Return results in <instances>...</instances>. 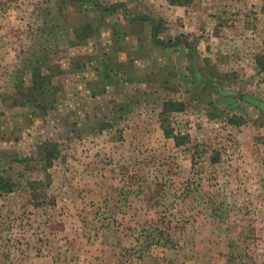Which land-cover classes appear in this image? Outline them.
Instances as JSON below:
<instances>
[{"label": "rangeland", "instance_id": "obj_1", "mask_svg": "<svg viewBox=\"0 0 264 264\" xmlns=\"http://www.w3.org/2000/svg\"><path fill=\"white\" fill-rule=\"evenodd\" d=\"M101 1L175 43L134 69L156 71L146 105L119 86L94 101L111 47L130 59L126 25L89 1L0 0V264H264V0ZM158 97L185 103L165 124L191 143L164 135Z\"/></svg>", "mask_w": 264, "mask_h": 264}, {"label": "crops", "instance_id": "obj_2", "mask_svg": "<svg viewBox=\"0 0 264 264\" xmlns=\"http://www.w3.org/2000/svg\"><path fill=\"white\" fill-rule=\"evenodd\" d=\"M115 16L117 19L112 20ZM115 16H107V17H104L103 19L100 18L99 20L101 23L106 24L108 27L111 25V23L115 24V22H116V25L118 26L126 25L128 27L124 31V33H121V36L118 37V39L115 42V45L120 43L121 48H123L124 47L123 42L130 41L129 49L131 51V56L128 61L124 62L118 54L113 53V49L111 47L109 51L110 53H107L108 56L106 57L109 59H106L105 63L102 64L103 68L100 69L101 71L100 70L98 71L99 72L98 78L99 76H102V81L99 82L98 79L95 81V85L97 87L94 89V101L100 100V97L107 95L109 98V104H115L116 97L114 96V91L112 89L113 87L119 86L118 89H120V91H122L123 93V94L120 93L121 97L126 99V97L128 96L127 91L131 90L134 92L131 95V97L134 100H136L139 97L142 101L141 106L146 105L147 102L149 101L151 102L154 97L155 91L152 90L151 87H148V85L152 86V84L155 83L154 74H156L155 73L156 71L155 69L151 68L150 70H147L145 74L141 73L142 76H138L134 73L135 72L134 69L137 68L142 63V61H145L147 64L157 63L156 55H154L155 52H152V49H154V51L157 48L169 49V48H172V46H164V45L161 46L153 42L152 31L150 27L151 20H148L147 22H145L144 28H141L140 26L136 28V25L134 22H138L137 19L133 23H128V20L125 19V16L122 15V13H117ZM119 16H121V18H119ZM100 26L101 25L98 24L97 27L95 28V25H93L94 33H95V30H98V31L100 30L99 29ZM159 37L164 39V36L161 34H159ZM146 42L149 43L148 46L144 45V43ZM112 44L113 43H111V46ZM177 47H179V50L181 49L184 53L188 54L189 49H187L186 47H181L179 45L176 46V48ZM121 51L124 53V48ZM78 53L80 52L78 51ZM100 72H102L101 75H100ZM144 84H146L145 85L146 89L145 91L141 93L140 86ZM157 99L159 100L162 99L160 103L161 110H162L163 103L168 98L165 99V97L164 98L158 97ZM169 99H173V98H169ZM136 102L137 101H135V103Z\"/></svg>", "mask_w": 264, "mask_h": 264}, {"label": "trees", "instance_id": "obj_3", "mask_svg": "<svg viewBox=\"0 0 264 264\" xmlns=\"http://www.w3.org/2000/svg\"><path fill=\"white\" fill-rule=\"evenodd\" d=\"M71 1L73 3H77L80 1L81 2L89 1V3H92L93 4L92 6L94 7V8H92V7L91 8L94 11H96L97 13H100V15L103 18L107 17V16H115L117 13H122V15L125 16V19L128 20V23H133L137 19L138 22H134L136 25V28L139 26L141 28H144L145 22H147L148 20H151L150 27H151V31H152L153 42H155L156 44L161 45V46H163V45L164 46L175 45V43H173L171 45L170 44L171 41L164 40V39H161L159 37L161 27H162V21H163L162 18L154 17L151 15H144L142 13H131L130 8L126 2H112V3H109L106 5L101 0H71ZM173 2L179 4V0H176ZM83 5H85V4H83ZM89 28H91V33L93 34L94 33L93 25L92 26L90 25ZM178 39H180V37ZM189 46H190V44H189ZM192 47H193V45H191V48H189V51H188V55L190 56V59H191V64L189 65L188 71L191 72L192 75L194 76L195 82L198 85H202V84H205L206 81H205V79L203 80V78L199 75L200 74L199 69L197 67H195L194 70L192 69V64L196 65L194 58H193L194 56H192V54H193ZM38 75H40V78H37L36 80H34V83L31 86L30 90L32 91L33 98H34L35 102L40 100V102H37V103H39L40 104L39 106H41V100L43 102L46 99L45 94L49 92V89L48 88L46 89L47 76L43 75L41 72H39ZM199 78H202V79H199ZM184 109H185V103L183 101L175 100V99H167L164 101L163 108L160 112L161 126L163 127L164 135L166 137L173 138L176 145H178V146L184 145L187 143H191L192 137L190 135L183 134L181 132L175 133V131L170 128L169 124L166 125L165 122L167 120L166 116L168 114L172 113L173 111L180 112ZM198 147H199V145H196V150L190 149L192 156H193V163H195L196 157L198 155H201V153L198 150L199 149ZM212 161L213 162H219L220 161V155L212 157ZM42 184H43V182H41V181L32 182V184H31V186L33 188L32 192H33V195L35 197H37V195L35 194V192H36L35 185L39 186Z\"/></svg>", "mask_w": 264, "mask_h": 264}]
</instances>
